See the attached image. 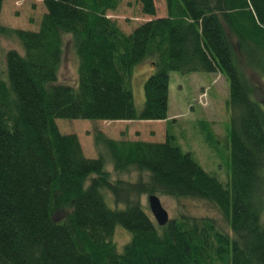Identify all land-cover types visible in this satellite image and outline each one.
Here are the masks:
<instances>
[{"label":"trees","instance_id":"trees-1","mask_svg":"<svg viewBox=\"0 0 264 264\" xmlns=\"http://www.w3.org/2000/svg\"><path fill=\"white\" fill-rule=\"evenodd\" d=\"M134 1L152 19L128 34L106 16L120 0H41L35 31L0 26L17 45L0 68V264H264V114L240 67L241 57L264 62V0H163L158 18L153 0ZM64 35L77 60L71 85L57 83ZM146 62L153 73L136 109L132 72ZM172 72L226 79L222 181L167 132L159 143L95 132V158L59 132L57 120H166ZM199 129L215 149L207 125ZM107 163L139 178L111 180ZM149 195L202 201L228 232L184 213L158 227L140 204ZM117 228L130 235L121 247Z\"/></svg>","mask_w":264,"mask_h":264},{"label":"rangeland","instance_id":"rangeland-1","mask_svg":"<svg viewBox=\"0 0 264 264\" xmlns=\"http://www.w3.org/2000/svg\"><path fill=\"white\" fill-rule=\"evenodd\" d=\"M155 7L154 18L166 15L163 0H153ZM44 8L41 0H3L0 12V26L10 29L35 31L38 20ZM107 18L113 20L123 33H130L137 25L146 22L152 17L144 16L139 12V6L134 0H120L114 12L107 13ZM234 43L235 40H232ZM63 58L57 72V83L74 84L76 81L77 60L73 53L69 36H62ZM11 40L0 36V68L3 67L6 50L16 48ZM247 60V59H246ZM240 67L245 77L246 85L250 89L251 98L256 101L264 114V62L262 67L248 66V61L242 60ZM153 73L149 63L133 69L131 92L136 109L143 103L142 84ZM228 97L226 79L218 73H190L180 75L176 72L169 74L167 88L166 120L163 121H88V120H57L56 125L62 134L76 135L83 154L86 158H95L97 151L92 141L93 133L100 132L112 140L144 141L159 143L165 139V133L174 137V142L182 152L190 153L200 167L209 174H214L222 181L225 178V161L217 153H223L225 129L229 124V113L225 103ZM205 123L216 141V148H211L200 133L199 124ZM217 149V150H216ZM217 151V153H216ZM111 180L117 178L135 182L139 175L136 172L116 174L112 166L105 167ZM119 175V177H117ZM260 186L264 193V172ZM145 179V176H142ZM168 218H174L180 213L193 217L212 219L223 231L228 227L218 213L202 201H180L157 196ZM264 198V197H263ZM140 204L147 208L146 196L140 198ZM264 223V211L261 214ZM130 238V235L117 228L112 241L116 247H121Z\"/></svg>","mask_w":264,"mask_h":264},{"label":"water","instance_id":"water-1","mask_svg":"<svg viewBox=\"0 0 264 264\" xmlns=\"http://www.w3.org/2000/svg\"><path fill=\"white\" fill-rule=\"evenodd\" d=\"M147 208L154 223L158 227L164 226L169 220L166 211L162 208L159 199L154 195H149L146 198Z\"/></svg>","mask_w":264,"mask_h":264}]
</instances>
